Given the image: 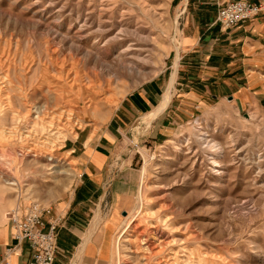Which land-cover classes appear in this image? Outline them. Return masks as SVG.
Here are the masks:
<instances>
[{
    "label": "rangeland",
    "instance_id": "obj_1",
    "mask_svg": "<svg viewBox=\"0 0 264 264\" xmlns=\"http://www.w3.org/2000/svg\"><path fill=\"white\" fill-rule=\"evenodd\" d=\"M247 3L260 10L223 27L187 23L196 7L179 0H0V218L19 205L49 209L70 192L80 173L76 140L93 144L116 120L119 165L135 170L137 185L115 209L104 264H264V94L240 108L232 92L219 98L175 83L188 28L204 33L203 59L206 45L218 44L208 31L262 13ZM143 91L151 99L141 104ZM39 106L48 108L46 124L60 123L53 113H74L63 138L28 122ZM147 239L169 250L151 257L137 249Z\"/></svg>",
    "mask_w": 264,
    "mask_h": 264
},
{
    "label": "crops",
    "instance_id": "obj_2",
    "mask_svg": "<svg viewBox=\"0 0 264 264\" xmlns=\"http://www.w3.org/2000/svg\"><path fill=\"white\" fill-rule=\"evenodd\" d=\"M237 1L260 3L263 11L228 31H208L211 38L207 39H215L218 44L216 47L206 45L205 57L199 60L202 46L199 42L204 33L196 27L188 28L189 32L184 35L183 76L180 81L175 79V83L185 87L195 83V89L206 88L213 97L219 98L232 92L233 102L242 108L250 99L264 94V0H179V6L186 11L196 7L192 14L187 12V23L209 24L214 23L221 6ZM192 72L201 74L196 76ZM140 96L151 99L150 92L143 91L138 97L139 102ZM122 110L121 114L127 116V108ZM120 127L116 120L110 121L93 144H85V138L76 140L82 144L78 155L80 173L70 192L51 202L50 213L44 216L46 222L56 218L59 223L54 264H104L109 261L117 231L115 209H121L122 200H128L137 185L135 170L124 171V165H119L123 160L122 155H118L116 141ZM75 150L65 152L72 156ZM129 160L131 164L132 159ZM108 204L110 208L106 210L104 205L107 207ZM13 244L4 215V219L0 218V264H5V251ZM30 257V247L23 242L7 262L28 264Z\"/></svg>",
    "mask_w": 264,
    "mask_h": 264
},
{
    "label": "built area",
    "instance_id": "obj_3",
    "mask_svg": "<svg viewBox=\"0 0 264 264\" xmlns=\"http://www.w3.org/2000/svg\"><path fill=\"white\" fill-rule=\"evenodd\" d=\"M260 7L244 1L226 3L219 9L216 22L223 27L237 25L251 18ZM49 209L42 208L37 203L19 205L5 213V219L10 229L14 244L5 251L7 259L18 252L19 246L25 242L31 250L28 264H54L57 255L58 220L46 222L44 216Z\"/></svg>",
    "mask_w": 264,
    "mask_h": 264
},
{
    "label": "bare ground",
    "instance_id": "obj_4",
    "mask_svg": "<svg viewBox=\"0 0 264 264\" xmlns=\"http://www.w3.org/2000/svg\"><path fill=\"white\" fill-rule=\"evenodd\" d=\"M114 40L116 39V38H113ZM88 85V84H87ZM89 87V86H88ZM88 87H86V89H88ZM90 87H91V85H90ZM93 90V89H92ZM89 93V92H88ZM88 96V95H87ZM88 98V97H87ZM169 100H170V98L169 97H167L166 99H165V101H164V103H163V106H162V110H164L165 108H166V106H167V104L169 103ZM91 106V105H90ZM95 109V108H94ZM67 110V109H66ZM71 110V109H70ZM69 110V111H70ZM72 110H74V109H72ZM30 114H31V117L30 118H27L28 119V122H29V119H31V118H33V120L31 121V122H29V123H32V125H34V124H38L37 126H35V129H36V131H40L41 129L40 128H42L43 130H44V132L45 133H47V134H49V135H51L53 132H54V130L55 131H57L55 134H53V135H55V136H60L61 135V138H63V135L61 134L62 133V130H65L66 128L68 129L69 128V126H70V124H72V122L74 121V113H69V112H67V111H62V112H60L59 114H57V113H53V115L55 114L56 116H58L59 118H58V120L60 121V123L59 124H63V126L64 127H60L59 126V124L57 125L56 124V122H49V123H47L46 124V119L47 118H49L50 117V114H48V108L46 107V106H39V107H35L34 109H31V112H29ZM15 120V119H14ZM84 120H85V122L86 123H89L88 122V118H87V116H84ZM66 127V128H65ZM63 128H65V129H63ZM14 129V128H13ZM41 132V131H40ZM73 134V133H72ZM64 139H67V138H64ZM67 141V140H66ZM70 156H71V154H69ZM56 160L57 159H54L53 157H51V158H49V170H52V171H54V173H55V171H56V169H58V166L55 164V162H56ZM75 173L76 172H74V171H71V172H68V174H67V180L68 181H72V179H73V177H74V175H75ZM11 185H15V184H11ZM69 186V185H68ZM64 188H66V186H64ZM37 194H38V192H37ZM53 192H50V194H49V197H50V199L53 197ZM49 199V200H50ZM48 202V201H47ZM129 225H130V223L127 225V227H126V229L124 230V232L129 228ZM135 229H139V226H137ZM152 231L154 232V231H157V227L156 226H152L151 227V229L149 230V229H146V230H144V231H142L141 232V235L142 236H144V235H146L147 236V234H152ZM123 232V233H124ZM140 232V231H139ZM126 233V232H125ZM124 233V234H125ZM158 235V234H157ZM144 239V238H143ZM157 241V240H156ZM173 242V241H172ZM162 243V242H161ZM159 244H160V241H159ZM173 244H174V242H173ZM142 245V244H141ZM169 246H170V243L169 242H167V243H164L163 245H161V246H158L157 244H155V243H153L151 240H149V239H147V240H145V244H144V247H141V246H139L137 249L138 250H142V251H144V252H147L148 254H150L151 255V257H154V258H159V257H161V256H163L164 255V253L167 251V250H169ZM120 254V253H119ZM119 254H118V256H119ZM173 257V256H172ZM119 258V257H118ZM119 261V260H118ZM164 261V260H163ZM171 262V261H170ZM159 263L160 264H162V262L161 261H159ZM119 264V263H118ZM184 264H186V263H184ZM192 264V263H191Z\"/></svg>",
    "mask_w": 264,
    "mask_h": 264
}]
</instances>
